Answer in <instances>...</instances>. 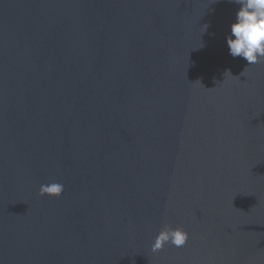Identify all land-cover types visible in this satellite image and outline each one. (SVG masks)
<instances>
[{"label":"water","instance_id":"water-1","mask_svg":"<svg viewBox=\"0 0 264 264\" xmlns=\"http://www.w3.org/2000/svg\"><path fill=\"white\" fill-rule=\"evenodd\" d=\"M238 8L0 0V264H264V62L229 55ZM165 224L189 239L154 253Z\"/></svg>","mask_w":264,"mask_h":264},{"label":"clouds","instance_id":"clouds-1","mask_svg":"<svg viewBox=\"0 0 264 264\" xmlns=\"http://www.w3.org/2000/svg\"><path fill=\"white\" fill-rule=\"evenodd\" d=\"M228 2L239 5L235 21L231 24L230 34L226 39L229 55L234 59L242 58L248 65L264 62V0H228ZM208 27L209 25L204 31ZM246 69L247 67L244 72ZM223 75L225 80L232 74L230 70H226ZM64 191L63 184L50 182L40 185L39 194L60 197ZM188 239L189 234L183 228H173L165 224L152 242L151 251L159 252L168 244L178 248L183 247Z\"/></svg>","mask_w":264,"mask_h":264}]
</instances>
